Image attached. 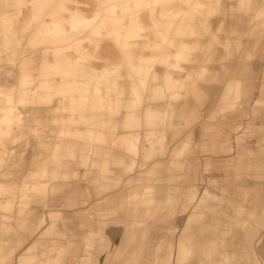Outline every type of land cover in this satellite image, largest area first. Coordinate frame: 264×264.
<instances>
[{
    "label": "rangeland",
    "instance_id": "rangeland-1",
    "mask_svg": "<svg viewBox=\"0 0 264 264\" xmlns=\"http://www.w3.org/2000/svg\"><path fill=\"white\" fill-rule=\"evenodd\" d=\"M199 1L160 35L144 6L138 36L107 20L61 44L44 23L75 0H0V264H264L262 129L242 127L264 0ZM69 58L91 73L54 69Z\"/></svg>",
    "mask_w": 264,
    "mask_h": 264
},
{
    "label": "bare ground",
    "instance_id": "bare-ground-1",
    "mask_svg": "<svg viewBox=\"0 0 264 264\" xmlns=\"http://www.w3.org/2000/svg\"><path fill=\"white\" fill-rule=\"evenodd\" d=\"M19 1H22V0H18V2ZM28 1L33 5H40L42 2V0H27V2ZM75 1H76L75 9L69 10V13L67 16L56 14L51 20V26H49L47 22L44 23L45 27L44 28L42 27V28L44 30L43 32H44V36L46 39H47V36H49V38L51 37L50 40L52 39V42H60L61 44L62 42L63 43L66 42L68 44V41L70 42L71 40L78 39V38L85 36L83 34L86 33L88 29L94 30V29H97L98 27L104 26L107 20L113 21L116 27H118V29H116V33L118 37L122 35L123 36L124 35L138 36L140 34H129L130 33L128 30L129 27L125 26L124 20L130 16H132L133 20L139 19L138 18L140 17L139 11L144 6L145 8H149V13H150V16L152 17V22H153L152 29H154L160 35L162 33V27H165L167 32L169 31L170 25L173 22L170 15L176 14L177 11H179L180 9H183V5L190 4L194 7L196 5H203V3L199 0H104V3L102 1L103 4H98L97 8L95 9L94 14L91 16H88L86 15L85 10L79 5L80 0H75ZM212 1H215V0H212ZM212 1L210 0V2L207 3V5L211 7L213 3ZM115 3H118V5L120 6V11L118 13L115 12V9H116ZM215 3H217V1H215ZM250 3H251V0H246L247 7L250 6ZM156 5L161 6L159 15H158L160 17H157L155 15L154 7ZM103 11L107 13H105V17H103V20H101L100 22V18H101ZM126 28H127V31H124ZM45 34H47V36ZM57 46H61V45L60 44L54 45V47H57ZM71 60H72L71 58H69V60L57 59L55 61L56 66L54 69L59 70L60 72L67 74V75L86 76L91 73V70H88V68L84 66L82 63H80L79 61H77V59L73 61ZM46 65L47 67L53 66V63L46 64ZM139 65H138V68L140 67ZM54 82H56L57 85H61L65 82L64 87L62 89H57V94L58 93L65 94L66 92L68 94V91H72L71 89H74L73 91L76 90L75 89L76 85H81L84 83V82L76 81V80L74 81H71V80L68 81L65 79L62 80L61 77L60 79L55 78ZM104 82L106 83V81ZM167 82L169 83V85H172V84L175 85L173 77H168ZM86 84L89 85L88 82ZM12 86L13 85L9 86L7 90H12L11 89ZM73 95L74 94H72L69 97V99L71 100L70 102L74 103L76 101H80V102L83 101L82 98L75 97ZM59 101H61L62 104L64 103L63 102L64 100L62 99H60ZM56 108H59V107H56ZM62 108H65V106H63ZM163 238H164V234H158L156 236V241L158 242V244L163 240Z\"/></svg>",
    "mask_w": 264,
    "mask_h": 264
},
{
    "label": "crops",
    "instance_id": "crops-1",
    "mask_svg": "<svg viewBox=\"0 0 264 264\" xmlns=\"http://www.w3.org/2000/svg\"><path fill=\"white\" fill-rule=\"evenodd\" d=\"M256 89H251L249 94L251 95L250 101L247 102L244 107L245 112L243 111V126L247 122H253L256 127H261L262 131L260 133V138H250L246 139L247 142L255 143L260 142L258 149H264V87L260 89V85L256 84ZM253 99V100H252Z\"/></svg>",
    "mask_w": 264,
    "mask_h": 264
}]
</instances>
